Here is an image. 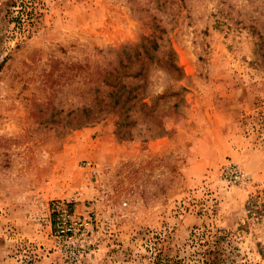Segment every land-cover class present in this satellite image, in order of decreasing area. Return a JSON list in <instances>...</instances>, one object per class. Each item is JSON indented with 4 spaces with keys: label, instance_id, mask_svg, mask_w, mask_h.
Masks as SVG:
<instances>
[{
    "label": "rangeland",
    "instance_id": "obj_1",
    "mask_svg": "<svg viewBox=\"0 0 264 264\" xmlns=\"http://www.w3.org/2000/svg\"><path fill=\"white\" fill-rule=\"evenodd\" d=\"M197 234L264 264V0H0V264H196Z\"/></svg>",
    "mask_w": 264,
    "mask_h": 264
},
{
    "label": "trees",
    "instance_id": "obj_2",
    "mask_svg": "<svg viewBox=\"0 0 264 264\" xmlns=\"http://www.w3.org/2000/svg\"><path fill=\"white\" fill-rule=\"evenodd\" d=\"M203 236V234H201ZM197 234L195 235L194 242H197L201 245H206L205 248H202L200 252H198V258L196 264H232L230 260L224 255L223 248L219 246V242L217 240L214 241H202V236Z\"/></svg>",
    "mask_w": 264,
    "mask_h": 264
},
{
    "label": "crops",
    "instance_id": "obj_3",
    "mask_svg": "<svg viewBox=\"0 0 264 264\" xmlns=\"http://www.w3.org/2000/svg\"><path fill=\"white\" fill-rule=\"evenodd\" d=\"M166 140V138H159L157 140H155L153 143L149 144V147L147 149H145V155L147 157H150L152 155H155L157 157V155H160L161 153H163L165 150V148L162 146L160 147L159 145L164 143Z\"/></svg>",
    "mask_w": 264,
    "mask_h": 264
},
{
    "label": "built area",
    "instance_id": "obj_4",
    "mask_svg": "<svg viewBox=\"0 0 264 264\" xmlns=\"http://www.w3.org/2000/svg\"><path fill=\"white\" fill-rule=\"evenodd\" d=\"M225 175L230 179V180H238L240 179L241 172L237 168V166L234 165H229L225 168Z\"/></svg>",
    "mask_w": 264,
    "mask_h": 264
}]
</instances>
